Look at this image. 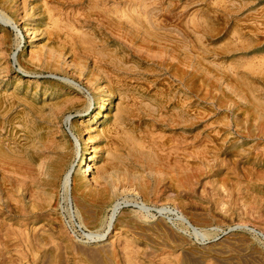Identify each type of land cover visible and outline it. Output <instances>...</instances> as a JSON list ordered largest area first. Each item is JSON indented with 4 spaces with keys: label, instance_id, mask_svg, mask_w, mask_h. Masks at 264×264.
Segmentation results:
<instances>
[{
    "label": "rangeland",
    "instance_id": "1",
    "mask_svg": "<svg viewBox=\"0 0 264 264\" xmlns=\"http://www.w3.org/2000/svg\"><path fill=\"white\" fill-rule=\"evenodd\" d=\"M73 4L0 0L34 25L17 52L0 24V264H223L217 244L264 264V74L243 65L264 57V0H121L119 19L106 0L116 23ZM69 128L100 144L96 181L57 199Z\"/></svg>",
    "mask_w": 264,
    "mask_h": 264
},
{
    "label": "bare ground",
    "instance_id": "2",
    "mask_svg": "<svg viewBox=\"0 0 264 264\" xmlns=\"http://www.w3.org/2000/svg\"><path fill=\"white\" fill-rule=\"evenodd\" d=\"M87 4H86V8L88 11L92 12L91 14L97 18H100L101 21H105V22H113L116 23L112 18L108 17L106 14V10L105 9V1L106 0H84ZM79 3V0H75V6H77L76 4ZM113 3L116 5V8L113 9V11L111 12V14H113V16L116 19H119L120 17H122V12L121 11V0H113ZM71 7H75L74 4L70 5ZM87 18L86 16L82 18H78L75 19L73 18V23L74 25L79 24L80 22L85 21ZM0 24L5 26V27H9L15 37H16V51L18 52L21 48L24 49L25 51L28 50V48L31 46V43L34 41V25H32V22H30L29 24L26 25V28L24 30V32L22 31V28L20 25H18L17 23H15L14 20H12L10 17L5 16L4 14L0 13ZM117 27V26H116ZM119 28V26H118ZM36 40V39H35ZM26 43V44H25ZM83 46L85 45L84 43ZM15 52L12 54L13 58H16L15 56ZM60 58V56H57ZM63 62H65L67 65H75V60L73 59H62ZM15 63V62H14ZM244 67L249 68L252 71H260L262 72V74H264V57H257L254 58L252 60H249L245 63H243ZM260 66H262L263 68L260 69ZM258 67V68H257ZM199 69V65H195L194 66V70ZM193 75L194 77L196 75V72L193 71ZM25 77L27 78H32L31 75L29 74H24ZM64 82H66L67 84L76 87L77 89L81 90V88H79L76 83L72 82L70 79L68 78H63L61 79ZM197 80V79H195ZM198 81V80H197ZM260 83L262 85H264V77L260 78ZM102 87V84L100 85ZM100 86H98L99 88H101ZM255 86V85H253ZM253 89H255V87H253ZM100 97V98H99ZM96 99H94L93 97H89V104L90 107L92 109V111L89 113V115L86 118V122L89 124H97L98 122H100L101 120H103L105 118L106 115V110L107 107L111 104V98L112 96H108L106 98L99 96ZM89 107V108H90ZM88 108V109H89ZM259 109H262L261 107H259ZM261 120L264 123V112L263 115H260ZM70 117L66 118V121H69ZM82 123V122H80ZM196 123V121H195ZM88 128V127H87ZM69 129H67L70 138L72 139L74 145H75V157H74V163L67 169L66 173L64 174L61 182H60V190L58 191L59 194L57 193L56 198L57 199H61V193L62 196H68L69 193L76 188V190H84L85 186L84 184H89L90 182H95L96 179L94 177V171H93V166L95 161H97L98 158V154L101 150V146L100 144L96 145L95 147H93V145L91 144L89 138H93V135H90L89 138H86V134L85 131L86 130H82L80 136L79 135H75L73 134V132L69 131ZM95 130V129H92ZM88 131L89 133H91V131ZM198 130V129H197ZM95 132V131H93ZM97 137V135H94V138ZM198 136H195L194 140H198ZM133 142L135 143L137 148H141L144 146V143L142 142V140H138L135 139L133 140ZM0 156H2V154H0ZM74 174V177H73ZM13 185V182L11 184H7V187H9V192H16L17 189ZM8 192V193H9ZM54 194V193H52ZM58 207V205H57ZM113 213L111 214L110 220L112 221V219L114 218V215L116 213V211L118 210V204H115L113 206ZM22 212V211H21ZM20 212V213H21ZM262 235V234H261ZM105 237V234L100 236V238ZM236 239H231L230 242H228V244L230 245H235ZM227 244V243H226ZM213 255L216 256V258L223 264H230V250L227 247V245L225 244H217L216 246L213 247V249L211 250Z\"/></svg>",
    "mask_w": 264,
    "mask_h": 264
}]
</instances>
